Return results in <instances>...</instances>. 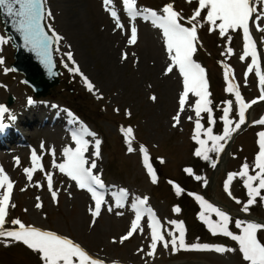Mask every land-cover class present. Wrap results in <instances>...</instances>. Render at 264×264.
<instances>
[{
    "label": "rangeland",
    "instance_id": "374dc122",
    "mask_svg": "<svg viewBox=\"0 0 264 264\" xmlns=\"http://www.w3.org/2000/svg\"><path fill=\"white\" fill-rule=\"evenodd\" d=\"M47 1L48 9L52 13L51 19L47 16L48 22L52 29L63 36V40L59 43V50L55 49L58 65L63 72L61 82L52 94L36 98L32 91L22 83L20 75L11 70L10 64L13 62L14 50L0 26V36L5 38L3 42H0V57H3V62L0 63V100L3 104L10 105L7 104V100L8 94H11L14 98V105L18 103V99L24 103L25 97L32 96L38 101L59 105L62 109L69 107L81 127L94 128H92V133H95V139H100L102 146H104V141L110 140L112 143L119 144L120 156L126 160L125 168L114 164L112 174H109L110 160L105 148L102 147L100 157H93L99 164L97 172L104 175L109 183L134 190L137 197L147 196V202L156 207L160 213L163 223L161 231L166 240H170L173 234L179 236L178 226L170 223V221L177 220L183 222L185 244H223L235 251L217 253L214 250L187 249L177 245V250L173 252L171 244L165 248L159 243L154 255L148 256L146 253L149 248L142 241V232L136 233L123 243H113V237L119 238L127 232L131 214L128 215L125 223L124 220L118 222L109 220V215L104 214L95 220L94 225L91 224L85 199L74 187H71L72 189L65 187L67 182L60 170L58 171L59 168L56 167L63 159L58 161L61 153L60 148L56 146L58 139L50 133L52 127L50 124L42 126L39 122L32 125L30 133L42 137V140L36 143V147L44 160V167L35 169L32 179L29 180L24 171L25 168L33 167L28 152L23 154L20 160L18 159L19 162L15 159L8 163L7 175L15 181V196L12 204L15 206L11 205L8 208L9 213L6 220L10 222L14 218H19L25 224L51 229L60 235L70 236L90 255L115 262V264H248L239 251L237 241L219 232L213 234L207 224L199 218V213L202 211L199 201L196 204L197 208L193 205L191 211L181 208L179 213L174 211V206H179L178 196L173 190L171 192L168 184L161 182L151 159V152L158 150V155L155 156L157 162H163L162 164L165 165L170 162L166 166L167 173L172 180L183 181L184 176H189L194 182L196 175L201 176L202 180L196 182L199 186L193 183L198 188L195 194L203 196L210 203L228 212L231 216L229 230L239 234L240 229L235 225L236 219L264 222L257 217V214H260V219L264 220V200L257 197V202L250 205L249 211L245 213L242 209L248 196L243 183L244 178L235 176L229 183L228 190L231 191L232 196L227 194L224 183L228 173L239 172L245 161L250 165V174H255L256 170L252 168V165L259 152L258 133L264 131V125L254 122L264 118V99L256 101V105L246 109L245 123L240 127L246 124H249V127L242 132V135L240 134V139L232 143L231 136L218 157L210 153L214 159H217L216 166L212 167L209 162L194 155L195 148L198 147L191 138L194 134V120L187 119L188 116H194L193 110L185 106V111L180 114V123L173 126L172 117L177 113L182 87L177 86L175 89L172 85V75L165 74L157 66L156 47L145 43L149 40L144 38L143 29L140 32V41L131 45L130 57L123 60L122 65L125 66L116 67L104 61L100 44L102 37L99 33L107 31L105 30L106 19L100 21L99 17L100 13L105 14L102 10L103 0H71L78 13V20L73 22L74 25L70 24L73 14L63 10L62 0ZM136 1L142 9L146 7L160 9L163 4L169 2V0ZM174 6L181 11L182 16H190L193 9L198 6V0H174ZM256 8L257 12L261 10L259 0H257ZM104 10L107 12L105 7ZM204 15L206 12L202 10L201 16ZM250 25L257 41L256 51L259 52L261 65L264 67V32L257 31L252 21ZM208 27L204 24L198 28L200 52L199 54L197 52L196 56L208 70L210 82L218 90H216V99L222 100L223 108L226 106L225 101H233L229 118L235 123L239 119V105L236 103L235 92L227 91L228 84L236 85V90L240 92L245 102L261 97V89L264 85L259 83L260 75L258 76L256 72L257 66L256 63L253 64L251 53L244 56L242 31L240 29L229 30L225 37H220L218 29L209 32ZM121 30L125 31L127 41L126 29ZM229 36L230 40L227 39ZM207 40L210 41V47ZM158 41L162 45L159 38ZM229 47L232 48L231 53L228 52ZM68 51L73 53V59L81 71L94 83L98 92L89 91L79 73L70 72L65 67V64L72 66L71 61H68L66 57ZM116 56L120 57V55ZM242 56H244L243 59H241ZM110 61L116 63L112 55ZM5 69L8 70L5 71ZM226 71L228 72L227 77L225 76ZM208 91L209 99L212 101L211 86H208ZM82 92L87 93V98H75ZM153 94L157 97L155 101L150 99ZM117 108L119 111H115ZM77 109L80 111L85 109L94 117H97L95 111L99 109L103 117L97 123L98 127L80 118ZM128 110L131 111L130 116L126 114ZM201 115V123L204 128H207L209 126L207 115L204 113ZM43 118L44 116L41 119ZM220 123L212 125L215 134H221L223 131V121L221 120ZM55 126L62 128L58 121ZM129 126L133 129L131 140L133 151L128 150L129 145L121 130ZM141 146L147 149L148 163L152 165L157 177L155 182L152 181L145 165ZM186 167H191L193 173H186L184 171ZM49 173L52 176L53 189L59 190L56 202L52 200L47 186ZM204 179L207 180L206 185L203 183ZM68 192H71L70 196ZM262 195H264V190H262ZM37 197L40 198L42 205L40 208L35 207ZM233 197L237 198L240 203H237ZM212 219H217L215 214H212ZM5 227L16 226L6 223ZM257 238L264 243V230H258ZM138 248H143L144 251L138 252ZM9 249H14L18 264H41L39 255L22 242H12L6 246L3 238H0V256H8L3 253ZM21 254L24 258L20 256ZM0 264L11 263L7 258L0 257Z\"/></svg>",
    "mask_w": 264,
    "mask_h": 264
},
{
    "label": "snow or ice",
    "instance_id": "6c2138e0",
    "mask_svg": "<svg viewBox=\"0 0 264 264\" xmlns=\"http://www.w3.org/2000/svg\"><path fill=\"white\" fill-rule=\"evenodd\" d=\"M261 3V10L257 12V0H198V6L193 9L190 16H182L181 11L177 10L174 6V0L162 5L160 9L151 7L140 9L136 6V0H123V6L131 20L136 17H142L145 21H150L153 26L161 30L163 42L166 45V52L170 58V62L166 65L164 70L165 74L171 73L174 68L178 69L183 77V91L179 95V107L176 115L172 117L173 126L180 123V114L185 111L187 104L193 110L194 116H188L187 119L194 120V134L192 140L196 142L198 147L195 148L194 155L202 158L204 161L210 163L212 167L217 164V159H214L210 153H214L216 157L224 149L225 143L231 138L232 133L239 129L245 123V111L252 102H245L240 92L236 90V85L229 83L227 91L229 93L235 92L236 103L239 105L238 115L239 119L235 123L229 118V112L233 101H225L226 105L223 109V115L220 119L223 121V131L221 134L213 132L212 125L215 122L213 115L212 101L209 99L210 93L208 91V81L205 78V69L193 59V54L197 51L198 42V28L207 24L208 31L219 30V36L225 37L229 30L240 29L243 32L244 40V56L249 52L253 57V64L256 63V47L255 41L250 33V20L252 25L257 31L264 32V0H259ZM105 5H110L112 0H104ZM0 10H2L8 17L14 19L17 31L22 34L25 46H29L30 50L36 51L42 58V61L51 65L50 50L53 45H56V50H59V43L63 40V36L57 33L48 25L50 31L45 30V25L42 21L47 15L50 19L52 13L50 9H45L44 0H0ZM111 16L116 20V26L123 29L124 25L120 22L118 13L114 8L109 9ZM204 10L206 15L201 16ZM183 21V22H182ZM4 37L0 36V42L4 41ZM137 27L135 23L131 24L130 35L128 36L127 43L133 45L137 42ZM231 39V37H227ZM70 47V45H69ZM228 52H232V48H228ZM127 53L121 54L122 59L127 58ZM241 57V59L244 58ZM68 61H71L72 66L69 67L65 64L70 72L79 73L84 80L89 91H96L94 83L85 75L77 62L73 59L71 51L66 52ZM3 62V57H0V63ZM227 69V66H225ZM251 68V66H249ZM8 69H5L7 71ZM228 76V72H225ZM260 83L264 85V75L260 76ZM262 95L259 99H264V88L261 89ZM193 94L195 99L192 102L188 101L189 94ZM102 95V94H101ZM150 99L155 101L157 97L153 94ZM28 103L31 104L32 100L29 98ZM6 109L0 105V114H3ZM119 111V109H115ZM202 113L207 115L208 127L204 128L201 123ZM127 115H131L128 110ZM71 115V114H70ZM73 122L76 120L74 118ZM254 123L264 124V118ZM122 132L128 143L129 151H133L131 140L133 137V129L131 126L122 128ZM203 133V136H202ZM84 134L95 136V133L88 132L86 127H82L79 132L74 131L72 138L76 142V147H66L63 150L64 159L61 163L56 165L60 172L66 173L73 181H75L80 189H86L91 193V198L94 201L93 206L89 208L92 216L91 224H95V218L101 214L102 207L106 206L109 212L112 211V206L105 201V194L98 189H105L106 185L101 175L94 173L93 169L97 167L96 160L92 156L100 157V139H95V151L86 156L88 151V144L90 141L83 138ZM259 136V152L255 157L254 168L255 174H250V165L247 161L242 164L239 172H230L224 183V188L229 196H232L229 191V183L235 176H240L247 189L248 199L244 203L243 211L247 213L249 206L256 203V198L260 197L264 200L262 190H264V131L258 133ZM144 153L145 165L148 169L150 177L153 182L156 181V173L152 165L148 163L147 149L141 146L140 149ZM39 156L36 152L32 153V160L34 167L25 168L24 171L28 175V179H32V173L35 167H39ZM17 162L18 158H17ZM186 173H193L191 167L184 169ZM196 180H202L199 175L195 176ZM13 181L5 173L4 169L0 167V188H4L2 195H0V238H3V243L7 246L12 242H22L29 249L36 252L41 260V264H105L101 258L90 255L79 243L75 242L66 235H60L55 231L42 229L31 224H25L21 219L14 218L10 222L6 220L8 217V208L10 197L13 189ZM174 184L177 194L183 191L179 184ZM203 183L206 185L207 180L204 179ZM47 186L50 191L52 200L57 201L58 189H53L52 176L47 175ZM23 190V189H22ZM126 188L114 192L115 202L118 207H122V201L128 196ZM71 195V192H68ZM196 200L200 202L202 211L199 213V218L204 221L209 229L216 234L222 233L225 236L231 237L232 240L237 241L239 244V251L242 257L248 264H264V243L257 238L258 230H264V222H257L255 220H241L236 219L235 225L240 229L239 234L233 233L229 230V222L231 216L228 212L222 210L216 205L210 203L203 196L191 193ZM35 207L40 208V198L37 197ZM236 199L237 203L240 201ZM148 197L141 196L136 198L132 203V208L135 211V219L131 221L129 230L119 238L113 237V243H123L126 239L131 237L133 233L139 229L143 231L140 222L144 215L148 216L149 227L151 229L150 245L146 253L148 256L154 255L157 244L161 243L163 247L168 248L171 244V250L175 252L177 245L180 248L196 249V250H214L217 253H225L235 251L223 244L211 243H193L185 244L184 242V227L182 221L173 220L171 224L177 225L179 228V236L172 235L170 240H166L161 231L160 221L156 218L153 210L147 206ZM15 205H12L14 207ZM25 211H27L25 209ZM174 211L179 213L181 211L179 206H174ZM121 215L122 213H117ZM212 214L217 217L216 220L212 219ZM6 223H10L16 227H5ZM138 252H143V248H138Z\"/></svg>",
    "mask_w": 264,
    "mask_h": 264
},
{
    "label": "bare ground",
    "instance_id": "6f19581e",
    "mask_svg": "<svg viewBox=\"0 0 264 264\" xmlns=\"http://www.w3.org/2000/svg\"><path fill=\"white\" fill-rule=\"evenodd\" d=\"M121 1L122 0H112V2L114 4V8L116 7L115 10L117 11L120 19H122L121 17H122V13H123V11L120 9ZM61 6L65 12H68V13L70 12L71 14H73V16H71V19L70 18L69 19L71 21L70 24L74 25L73 22L78 20V13L75 11V7L73 6L71 0H62ZM99 17H100V21L106 19L105 15L103 13H100ZM106 21H107V23H106L107 25L105 26V30H107V31L104 33H99V35L102 37L100 40V44H101L102 53L104 54V57H103L104 61L106 63L110 62L112 65H116V67L125 66V65H122L124 63V61H123L124 59H122L121 54L123 52H126L128 54L127 58H126V60H127L131 54L130 53L131 45L127 43L124 35L122 33H120L119 28L116 26V22L112 23L111 20H108V17H107ZM137 23L144 25L142 34L144 35V38H146V40H149V42H145V43L148 45H154L156 47V49H155V53L157 54L155 57L156 58V64L164 72L166 65L170 62V58L167 55L166 48L163 47L158 41V38H159L158 31L155 29V27L153 25H151L149 22L147 23V22L143 21L142 19L137 20ZM69 31H71V30L69 29ZM111 55H112V58L116 61V63H112L110 61ZM116 55H120V57L117 58ZM176 70L177 69L174 68L173 71L171 72V74H172V85L175 89L177 88V86L180 87V85H181V78H180V75L177 76ZM111 72L112 71H110V73ZM168 74H170V73H168ZM194 98H195L194 95L190 93L189 97H188V101L190 102ZM47 109H48L47 106L39 105L35 109L30 110L29 108H26L24 105H22L20 102L18 103V105L16 107V110L19 112V115H21V118H20L21 121L20 122L22 124H24V122L26 121L27 116L35 114L36 112H39V111H45ZM4 114H5V112H4ZM4 137H5L4 134L0 133V139H1L0 144L3 143L2 138H4ZM87 138H90L93 141H95L93 136H91V135H87ZM73 144H74V142L72 140L67 139L66 137L62 138L61 144H60V152H63L64 148L70 147ZM110 189L112 190V189H118V188L115 185H111ZM12 198H13V196H12ZM150 237H151V234L146 235L145 239L146 238L148 239Z\"/></svg>",
    "mask_w": 264,
    "mask_h": 264
},
{
    "label": "water",
    "instance_id": "95a60500",
    "mask_svg": "<svg viewBox=\"0 0 264 264\" xmlns=\"http://www.w3.org/2000/svg\"><path fill=\"white\" fill-rule=\"evenodd\" d=\"M2 18H3V23L5 26L6 31L10 34V36L14 39L15 46L19 49L18 52V57L24 58V49H28L29 46H25V42L23 40L22 34L17 31L14 19L11 17H8L3 11H2ZM43 23V21H42ZM28 47V48H26ZM52 49L53 46L50 50V57H51V68L49 73H46L41 70L39 65H28V64H23L22 61H17L14 65L16 70L25 72L28 75V79L35 84L36 88L38 89L39 94H46L47 90H42L40 87H46L49 88L51 86H54L55 84L58 83V71L55 68L54 65V58L52 54ZM27 57V56H26Z\"/></svg>",
    "mask_w": 264,
    "mask_h": 264
}]
</instances>
